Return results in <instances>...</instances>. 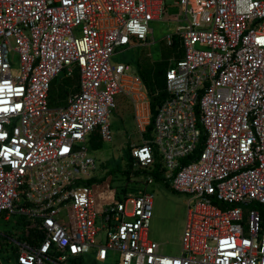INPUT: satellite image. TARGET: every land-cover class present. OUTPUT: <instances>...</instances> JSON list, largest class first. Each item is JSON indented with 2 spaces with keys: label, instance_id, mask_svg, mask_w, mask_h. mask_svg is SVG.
<instances>
[{
  "label": "built area",
  "instance_id": "obj_1",
  "mask_svg": "<svg viewBox=\"0 0 264 264\" xmlns=\"http://www.w3.org/2000/svg\"><path fill=\"white\" fill-rule=\"evenodd\" d=\"M170 7L186 22L164 39L179 36L184 55L153 115L139 73L112 59L148 42L152 22L181 21ZM76 71L78 90L52 106V81ZM118 94L142 135L131 171L159 170L188 196L178 256L149 237L152 193H118L98 211L86 184L89 137L113 140ZM0 217L14 218L0 234L14 264H264V0H0Z\"/></svg>",
  "mask_w": 264,
  "mask_h": 264
},
{
  "label": "rangeland",
  "instance_id": "obj_2",
  "mask_svg": "<svg viewBox=\"0 0 264 264\" xmlns=\"http://www.w3.org/2000/svg\"><path fill=\"white\" fill-rule=\"evenodd\" d=\"M169 14L179 16L181 21L174 20L154 21L152 22V32L148 42L144 45L118 49L113 56V62H123L130 64L131 71H148L155 69L159 65L169 67L174 59L183 56L180 37L174 39L172 45H168L165 35L176 29L178 23L186 22V15L180 7H170ZM19 57L17 54L12 56V65L14 73L18 72ZM140 75V74H139ZM79 73L76 71L74 76H66L61 72L51 83L50 104L52 106H64L67 104L68 95L78 90ZM161 96L162 87H157ZM160 96L157 98L159 101ZM129 108V109H128ZM126 111L125 114H122ZM131 113V114H130ZM130 114V115H129ZM134 120V112L130 105L126 104V98L123 94L116 96V108L110 116V124L113 132V141L106 142L100 136L94 135L90 139L92 147L91 152L97 158V168L92 176L87 180L94 190L97 199V209H101L114 201L115 194H124L126 192H143L148 190L153 194V217L151 219L149 237L160 244L161 252L166 255L178 256L182 252V235L186 227L188 205V196L174 191L170 185L161 180V178L152 176L147 170H142L138 174L130 170L131 147H126L125 142L129 135H134L133 129L136 128L129 123ZM149 138L152 133L148 134ZM93 142V143H92ZM89 143V146H90ZM95 148H100L95 150ZM135 174V175H134ZM250 208L260 210L259 205H253ZM249 208H245V222H248ZM4 217H0V234H7L12 231V222ZM98 225L100 222L98 221ZM4 239L0 236V251L6 249ZM1 253V252H0ZM3 251L4 262L0 264H14L12 252ZM0 254V261H1ZM81 264H118V255L110 257L107 262L94 258L92 254L83 256Z\"/></svg>",
  "mask_w": 264,
  "mask_h": 264
},
{
  "label": "trees",
  "instance_id": "obj_3",
  "mask_svg": "<svg viewBox=\"0 0 264 264\" xmlns=\"http://www.w3.org/2000/svg\"><path fill=\"white\" fill-rule=\"evenodd\" d=\"M183 55H184V53H183ZM182 57L183 56H180L179 58H182ZM167 68L168 67L164 68V67H162V65H159L155 69H150V70L145 71V72L144 71H142V72L139 71V74H140L141 78L143 79V82L145 84L147 92H148L149 96L151 97L153 115H155L157 107L168 97V92H167V88H166V83H167V81H166V71H167ZM157 87H162L163 88V92L161 93V96L159 95L160 93H158V97L160 96L159 101H157L158 97H156V94H157L156 93V91H157L156 89H157ZM152 129H153V123H151L150 126L148 127V131H147L146 135L152 133ZM94 135L100 136L98 133H94V134L90 135L89 138L92 139V137ZM147 137L149 138V136H147ZM204 139H205V135H203V137H202L203 141H204ZM90 141L91 140H89V143H90ZM90 147H91V149L94 150V148L92 147L91 143H90ZM98 149H100V148H95V150H98ZM201 149H202V144L197 149V152H200ZM188 160L189 159H186L185 161H188ZM131 163H132V157H131V154H130V164H129L130 170H131V166H132ZM157 173L159 174V170L157 172H155V174L154 173L153 174L156 175V177H159V175ZM86 184L91 186L88 183V181L86 182ZM2 262H3V260L1 259L0 263H2Z\"/></svg>",
  "mask_w": 264,
  "mask_h": 264
},
{
  "label": "crops",
  "instance_id": "obj_4",
  "mask_svg": "<svg viewBox=\"0 0 264 264\" xmlns=\"http://www.w3.org/2000/svg\"><path fill=\"white\" fill-rule=\"evenodd\" d=\"M125 98H126V104L127 105H130V109H132L133 110V112H134V108H133V105H132V103L129 101V99L125 96ZM129 109V108H128ZM125 112L126 111H123L122 112V114H125ZM131 114V113H130ZM129 114V115H130ZM128 119L130 120V122H128V124L129 123H131V124H133V126L136 128V130L135 129H133V131L135 132L134 133V135H129L128 136V139L126 140V142L124 143L125 144V146L128 148V147H132V145L133 144H138V143H140L141 142V140H142V135H141V133H140V130H139V128H138V125H137V123H136V121H135V117H134V120H131V118H129L128 117ZM144 137H147V135H145ZM129 164H130V162H129ZM7 219V218H6ZM9 222H10V220H8ZM14 226L12 225V231H11V233H13V230H14ZM3 253H2V256H1V259L3 260ZM3 262H4V260H3Z\"/></svg>",
  "mask_w": 264,
  "mask_h": 264
},
{
  "label": "bare ground",
  "instance_id": "obj_5",
  "mask_svg": "<svg viewBox=\"0 0 264 264\" xmlns=\"http://www.w3.org/2000/svg\"><path fill=\"white\" fill-rule=\"evenodd\" d=\"M151 110H152V104H151ZM151 119H152V121H151V122H153V116H152V118H151ZM112 141H113V140H112ZM152 217H153V216H152ZM151 219H152V218H151ZM149 229H150V227H149Z\"/></svg>",
  "mask_w": 264,
  "mask_h": 264
}]
</instances>
